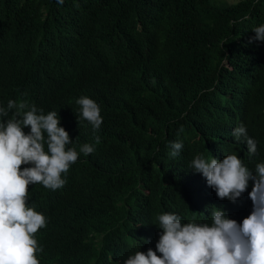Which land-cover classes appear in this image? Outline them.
<instances>
[{"label":"trees","instance_id":"trees-1","mask_svg":"<svg viewBox=\"0 0 264 264\" xmlns=\"http://www.w3.org/2000/svg\"><path fill=\"white\" fill-rule=\"evenodd\" d=\"M30 17L47 39L66 29L65 52L74 44L75 62L66 58L65 79L49 96L73 140L66 149L96 148L79 154L62 188L29 185V206L44 210L50 200L61 216L38 236L40 264H123L155 249V217L164 212L210 223L199 199L209 194L189 169L196 155L236 152L253 170L264 163V141L258 159L228 141L238 120L259 134L251 104L264 119V42H250L264 24V0H0V87L12 92L54 78L63 63L21 28ZM81 96L101 108L95 133L78 123L79 111L71 115ZM173 141L184 145L175 158ZM251 190L250 182L235 203L212 201L229 216L250 214Z\"/></svg>","mask_w":264,"mask_h":264},{"label":"clouds","instance_id":"clouds-1","mask_svg":"<svg viewBox=\"0 0 264 264\" xmlns=\"http://www.w3.org/2000/svg\"><path fill=\"white\" fill-rule=\"evenodd\" d=\"M57 2L62 5L64 0ZM30 19L28 28L19 21L21 28L42 45L48 43L54 52L63 55V63L54 78H39L36 85L20 84L13 92L10 85L0 87V264H40L36 254L42 253L43 247H38V236L61 216L50 200L44 210L29 206L26 202L29 185L42 184L53 191L62 188L70 165L77 162L79 154L88 156L96 151L89 143L81 145L79 153L72 147L66 149L73 140L61 126V113L51 109L49 96L64 81L69 68L66 58L75 62L74 44L65 52L66 29L57 36L52 33L47 39L48 31L40 32L35 20ZM252 31L256 35L250 42H264V24ZM224 64L232 69L227 61ZM251 107L260 125L259 134L253 135L248 125L238 120L231 126L228 141L245 157L258 159L264 141V119L252 104ZM78 111V123L86 120L94 133L101 128V108L93 99L79 97L71 115ZM179 132H183V127ZM100 143V137L95 136V144ZM169 146L171 158L183 153L182 141L170 142ZM22 165L28 167L21 170ZM189 169L209 194L208 201L199 199L211 212L210 223L184 222L173 212L158 214L154 224L161 231L155 249L149 247L146 252L138 250L129 254L123 264H264V163H257L253 170L236 152L212 153L196 155ZM250 182V214L229 216L212 201L217 195L220 200L235 203L243 197Z\"/></svg>","mask_w":264,"mask_h":264},{"label":"rangeland","instance_id":"rangeland-1","mask_svg":"<svg viewBox=\"0 0 264 264\" xmlns=\"http://www.w3.org/2000/svg\"><path fill=\"white\" fill-rule=\"evenodd\" d=\"M221 1H224V0H221Z\"/></svg>","mask_w":264,"mask_h":264}]
</instances>
